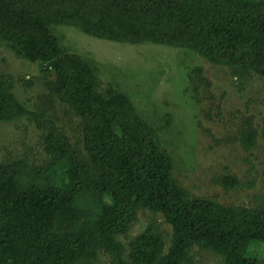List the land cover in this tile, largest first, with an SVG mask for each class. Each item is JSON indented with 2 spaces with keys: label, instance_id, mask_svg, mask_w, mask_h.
<instances>
[{
  "label": "trees",
  "instance_id": "obj_1",
  "mask_svg": "<svg viewBox=\"0 0 264 264\" xmlns=\"http://www.w3.org/2000/svg\"><path fill=\"white\" fill-rule=\"evenodd\" d=\"M55 27L189 50L241 84L264 80V0H0V44L36 65L49 98L79 120L80 135L72 144L33 116L46 128L45 160L0 162V264H200L202 253L218 264H264V193L247 205L191 195L174 178L158 132L127 95L102 88L93 65L66 51ZM27 113L0 75V123ZM257 140L253 118H241L233 141L249 151ZM213 181L243 186L232 174ZM144 212L146 228L129 238Z\"/></svg>",
  "mask_w": 264,
  "mask_h": 264
},
{
  "label": "rangeland",
  "instance_id": "obj_2",
  "mask_svg": "<svg viewBox=\"0 0 264 264\" xmlns=\"http://www.w3.org/2000/svg\"><path fill=\"white\" fill-rule=\"evenodd\" d=\"M53 31L66 51L93 65L102 88L109 83L128 96L138 114L158 132L172 157L174 178L191 195L225 205H247L253 193H264V80L250 77L241 84L226 67L210 64L185 49L119 44L67 27ZM0 75L9 79L12 94L28 111L14 122L0 123V162L24 159L40 164L45 160L46 128H38L33 116L52 122L77 144L79 120L49 98L36 65L15 57L0 44ZM243 117L253 118L258 131L256 148L249 151L233 141ZM228 139L232 143H225ZM228 174L243 186L227 190L213 181ZM248 182L250 188L245 185ZM148 221L147 212L139 213L129 238L140 234ZM161 229L167 240L170 229L165 225ZM120 240L125 242L122 236ZM197 261L218 264L205 253Z\"/></svg>",
  "mask_w": 264,
  "mask_h": 264
}]
</instances>
